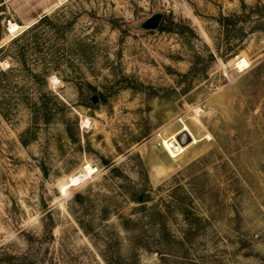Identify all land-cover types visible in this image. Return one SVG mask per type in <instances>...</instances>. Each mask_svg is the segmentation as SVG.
Wrapping results in <instances>:
<instances>
[{
    "label": "rangeland",
    "instance_id": "374dc122",
    "mask_svg": "<svg viewBox=\"0 0 264 264\" xmlns=\"http://www.w3.org/2000/svg\"><path fill=\"white\" fill-rule=\"evenodd\" d=\"M4 46L0 264H264V0H0Z\"/></svg>",
    "mask_w": 264,
    "mask_h": 264
},
{
    "label": "bare ground",
    "instance_id": "6f19581e",
    "mask_svg": "<svg viewBox=\"0 0 264 264\" xmlns=\"http://www.w3.org/2000/svg\"><path fill=\"white\" fill-rule=\"evenodd\" d=\"M19 24L17 23H11L10 24V31L11 32H14L15 30H17L19 28ZM238 68H248L249 67V62L247 61V59H241L238 61V65H237ZM89 120L86 121L87 124H89ZM188 126H185V128H183L182 131H188ZM175 137L171 138V140H174ZM170 139L168 140H165L164 141V145L165 147L170 151V153L176 157L178 156L179 154H181L183 151H184V148L183 146H181L180 144H177L175 141H171ZM86 177L87 175L85 174L84 171L80 170L78 171L77 173H75L74 175H72V177L70 178V184L71 185H66L62 188L64 194H67L68 192V188L69 186H73V184H77V183H81L83 181L86 180Z\"/></svg>",
    "mask_w": 264,
    "mask_h": 264
},
{
    "label": "water",
    "instance_id": "95a60500",
    "mask_svg": "<svg viewBox=\"0 0 264 264\" xmlns=\"http://www.w3.org/2000/svg\"><path fill=\"white\" fill-rule=\"evenodd\" d=\"M160 21V16L159 15H154L151 19H150V27L155 29L158 27ZM184 138L189 142L191 140V137L189 136L188 132L184 133Z\"/></svg>",
    "mask_w": 264,
    "mask_h": 264
},
{
    "label": "trees",
    "instance_id": "16d2710c",
    "mask_svg": "<svg viewBox=\"0 0 264 264\" xmlns=\"http://www.w3.org/2000/svg\"><path fill=\"white\" fill-rule=\"evenodd\" d=\"M47 17L48 16H44L43 18H41V21L40 22H42V21H45V19H47ZM32 27H30V28H28V29H31ZM28 34V30H26L25 32H23L22 34H21V36L19 37V36H17V37H15L14 38V42H18L20 39H22L24 36H26ZM6 50V47L4 46V47H2V48H0V53L2 52H4Z\"/></svg>",
    "mask_w": 264,
    "mask_h": 264
}]
</instances>
